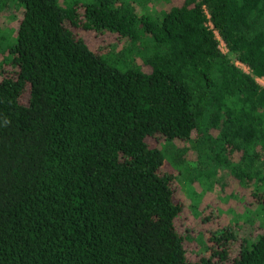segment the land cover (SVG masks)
Masks as SVG:
<instances>
[{
    "label": "trees",
    "instance_id": "trees-1",
    "mask_svg": "<svg viewBox=\"0 0 264 264\" xmlns=\"http://www.w3.org/2000/svg\"><path fill=\"white\" fill-rule=\"evenodd\" d=\"M0 70V264H264V0H0ZM175 181L262 231L192 259Z\"/></svg>",
    "mask_w": 264,
    "mask_h": 264
},
{
    "label": "rangeland",
    "instance_id": "rangeland-1",
    "mask_svg": "<svg viewBox=\"0 0 264 264\" xmlns=\"http://www.w3.org/2000/svg\"><path fill=\"white\" fill-rule=\"evenodd\" d=\"M12 12L15 13L13 10H7L4 12L3 25L6 28L13 29L17 26L18 20H11L7 15V13L9 14ZM81 33L86 37L90 46L95 50H99L105 46H108L109 48L110 45H114L116 43L119 45L122 44L121 41L115 38V35L110 33L97 34L93 31L83 30ZM220 46L224 51H226V47L222 43ZM214 177L215 179H218L217 175H214ZM175 184L177 196L183 201V203H185V216H181L178 219V225L182 233H187L189 235L190 242L188 247L191 248L190 256L192 259L196 258L201 251V248L198 246L197 240L195 239L200 234L207 238L209 237L210 231L220 232L227 224H235L233 226V231L242 236H247L249 234L256 235L262 231V227L259 226V218L255 217L257 208L251 203L253 198L249 194L229 189L227 193L233 192L236 196H227L226 192L221 193L220 186L216 185L213 190L202 193V197L198 200L200 201L199 205L204 206V208L201 207V212L199 209V215H194L191 211L193 206H190L191 208L189 209L191 199L186 193V188L184 185L178 184L177 181H175ZM194 188L199 192L202 191V188L199 185H195ZM248 208H250V210H248ZM194 210L196 209L194 208ZM207 213L210 214L209 218H203ZM238 251L239 244L235 241L231 247V255L233 257L236 256Z\"/></svg>",
    "mask_w": 264,
    "mask_h": 264
},
{
    "label": "built area",
    "instance_id": "built-area-1",
    "mask_svg": "<svg viewBox=\"0 0 264 264\" xmlns=\"http://www.w3.org/2000/svg\"><path fill=\"white\" fill-rule=\"evenodd\" d=\"M219 39H220V44L222 43L225 47H226V45H225V43L223 42V40L219 37ZM220 48H221V46H220ZM222 49V48H221ZM226 49V51H224L223 49H222V51L223 52H227V47L225 48ZM236 65L237 66H239L240 68H242L244 71H246V72H250V68H249V66L248 65H246L245 63H242L241 61H239V60H236ZM257 79V81L262 85V86H264V77L262 76V77H257L256 78Z\"/></svg>",
    "mask_w": 264,
    "mask_h": 264
}]
</instances>
